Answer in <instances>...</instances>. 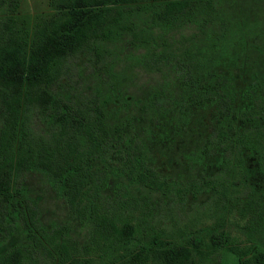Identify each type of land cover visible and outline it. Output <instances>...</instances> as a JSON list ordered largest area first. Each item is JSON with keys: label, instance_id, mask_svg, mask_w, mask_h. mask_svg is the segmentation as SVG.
<instances>
[{"label": "trees", "instance_id": "1", "mask_svg": "<svg viewBox=\"0 0 264 264\" xmlns=\"http://www.w3.org/2000/svg\"><path fill=\"white\" fill-rule=\"evenodd\" d=\"M19 2L0 0V264H264V0Z\"/></svg>", "mask_w": 264, "mask_h": 264}, {"label": "rangeland", "instance_id": "2", "mask_svg": "<svg viewBox=\"0 0 264 264\" xmlns=\"http://www.w3.org/2000/svg\"><path fill=\"white\" fill-rule=\"evenodd\" d=\"M49 7L48 0H20L18 11L21 13L34 14L36 12H41L47 10ZM133 76V82L140 83L145 82V84L153 83L155 79L158 78L157 75L152 76L150 74L139 72ZM154 78H152V77ZM134 88V86H132ZM196 135V128H188L179 133V136L174 135L176 140L170 145L173 148L172 152L176 156L178 155L179 161L185 160L183 152L187 153L189 149L195 144L194 137ZM172 136V135H171ZM173 138V136H172ZM182 150V151H181ZM253 178V176H252ZM28 183L32 195L35 197L40 209L41 216L45 221H58L63 217L65 213V204L63 199L54 192V189L50 186L47 179L37 172L28 173L25 177Z\"/></svg>", "mask_w": 264, "mask_h": 264}]
</instances>
